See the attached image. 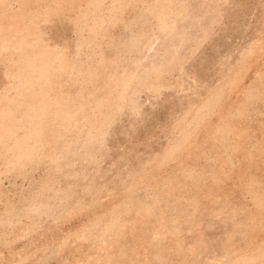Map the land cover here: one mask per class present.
<instances>
[{
    "label": "rangeland",
    "instance_id": "rangeland-1",
    "mask_svg": "<svg viewBox=\"0 0 264 264\" xmlns=\"http://www.w3.org/2000/svg\"><path fill=\"white\" fill-rule=\"evenodd\" d=\"M0 264H264V0H0Z\"/></svg>",
    "mask_w": 264,
    "mask_h": 264
}]
</instances>
